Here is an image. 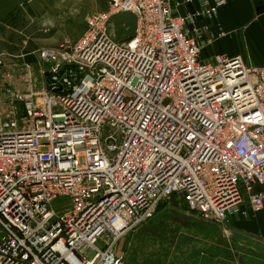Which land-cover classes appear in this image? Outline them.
Returning a JSON list of instances; mask_svg holds the SVG:
<instances>
[{"label":"built area","instance_id":"2783aa9c","mask_svg":"<svg viewBox=\"0 0 264 264\" xmlns=\"http://www.w3.org/2000/svg\"><path fill=\"white\" fill-rule=\"evenodd\" d=\"M226 2L109 0L60 47L0 51V264H123L174 200L227 233L258 221L264 66L202 56Z\"/></svg>","mask_w":264,"mask_h":264},{"label":"rangeland","instance_id":"374dc122","mask_svg":"<svg viewBox=\"0 0 264 264\" xmlns=\"http://www.w3.org/2000/svg\"><path fill=\"white\" fill-rule=\"evenodd\" d=\"M109 0H14L4 16L7 35H0V51L32 52L39 47H60L65 35L78 38L92 12L106 10ZM131 13L113 19L115 37L126 40L134 33ZM34 61V57L29 55ZM43 83L37 77V89ZM24 90V89H23ZM230 232L206 222L185 202L174 200L126 238L121 247L123 264H264V218L230 223Z\"/></svg>","mask_w":264,"mask_h":264},{"label":"crops","instance_id":"0c3cea01","mask_svg":"<svg viewBox=\"0 0 264 264\" xmlns=\"http://www.w3.org/2000/svg\"><path fill=\"white\" fill-rule=\"evenodd\" d=\"M13 7L14 0H0V35H7L4 16ZM210 24L209 32L201 39L203 57L241 55L256 66H264V0H227ZM260 217L264 218V212Z\"/></svg>","mask_w":264,"mask_h":264}]
</instances>
